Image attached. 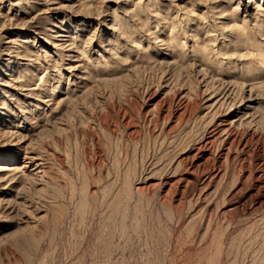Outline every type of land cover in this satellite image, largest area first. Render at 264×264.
I'll use <instances>...</instances> for the list:
<instances>
[{
    "label": "rangeland",
    "instance_id": "obj_1",
    "mask_svg": "<svg viewBox=\"0 0 264 264\" xmlns=\"http://www.w3.org/2000/svg\"><path fill=\"white\" fill-rule=\"evenodd\" d=\"M0 264H264V0H0Z\"/></svg>",
    "mask_w": 264,
    "mask_h": 264
},
{
    "label": "bare ground",
    "instance_id": "obj_2",
    "mask_svg": "<svg viewBox=\"0 0 264 264\" xmlns=\"http://www.w3.org/2000/svg\"><path fill=\"white\" fill-rule=\"evenodd\" d=\"M39 2V1H38ZM52 2V1H51ZM53 2H56V1H53ZM36 3V2H35ZM29 4V3H28ZM58 5V4H57ZM31 6V8L32 9H35L36 8V6H33V4L32 5H30ZM45 6V5H44ZM4 18V17H3ZM12 19V18H11ZM17 26V25H16ZM22 42V41H21ZM23 42H25V41H23ZM81 68V67H80Z\"/></svg>",
    "mask_w": 264,
    "mask_h": 264
}]
</instances>
